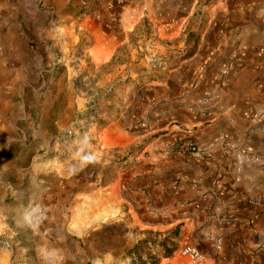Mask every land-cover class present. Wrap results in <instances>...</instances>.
Segmentation results:
<instances>
[{"label": "crops", "instance_id": "crops-1", "mask_svg": "<svg viewBox=\"0 0 264 264\" xmlns=\"http://www.w3.org/2000/svg\"><path fill=\"white\" fill-rule=\"evenodd\" d=\"M34 33L84 85L108 211L140 222L147 181L152 230L181 228L205 264H264V0H0V80L26 83ZM154 55L165 67L149 72Z\"/></svg>", "mask_w": 264, "mask_h": 264}, {"label": "rangeland", "instance_id": "rangeland-1", "mask_svg": "<svg viewBox=\"0 0 264 264\" xmlns=\"http://www.w3.org/2000/svg\"><path fill=\"white\" fill-rule=\"evenodd\" d=\"M34 34L26 83L20 87L10 79L0 80V264L173 261L184 245L192 244H183L178 228V237L166 245L174 251L165 258L160 244L175 227L155 231L149 226L151 208L162 204L149 182L142 181L140 222H133L127 211H108L102 195L107 161L97 164L87 156L96 114L87 115L86 106L78 108L72 93L84 85L71 86L58 57L47 62L41 46L50 45L40 46ZM10 86L13 92L5 93ZM74 122L76 134L64 139ZM117 159L108 161L118 168L123 161ZM146 238L151 242L138 245Z\"/></svg>", "mask_w": 264, "mask_h": 264}, {"label": "built area", "instance_id": "built-area-1", "mask_svg": "<svg viewBox=\"0 0 264 264\" xmlns=\"http://www.w3.org/2000/svg\"><path fill=\"white\" fill-rule=\"evenodd\" d=\"M180 55V52H179ZM165 67V59L161 56L154 55L152 56L147 64L146 68L149 72L156 71L159 69H164ZM96 108V103L92 101L89 105V112L94 113ZM76 134V122L72 123L70 128L66 131V134L64 136V139L72 138ZM183 141V140H182ZM181 142V141H180ZM187 150L190 153H197V150L195 146L192 144V142H186ZM243 161H250L252 163H259L258 157H247L244 158ZM214 246L216 248L220 247V242L217 240L214 242ZM180 257L184 259L183 264H205L206 263V257L201 253V251L198 249V247L194 245H184L183 248L180 251Z\"/></svg>", "mask_w": 264, "mask_h": 264}, {"label": "trees", "instance_id": "trees-1", "mask_svg": "<svg viewBox=\"0 0 264 264\" xmlns=\"http://www.w3.org/2000/svg\"><path fill=\"white\" fill-rule=\"evenodd\" d=\"M178 234H179V230H178V227H177V228H175V229L169 234V236L167 237V239H165V240L160 244V246H162L163 249H164V256H165V258H169V257L171 256L172 252L174 251V248L167 249V247H166L167 243H168L169 241L173 240V239H176V238L178 237ZM150 242H151V240L146 238V239L142 240L141 242H139L138 245L143 246V245H147V244L150 243ZM170 246H173V244L170 243ZM138 260H140V258H138ZM156 263H157V261H156L154 264H156ZM139 264H145V263H139Z\"/></svg>", "mask_w": 264, "mask_h": 264}]
</instances>
